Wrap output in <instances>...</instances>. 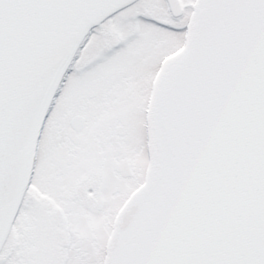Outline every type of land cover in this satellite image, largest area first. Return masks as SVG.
I'll use <instances>...</instances> for the list:
<instances>
[{
    "label": "snow or ice",
    "instance_id": "snow-or-ice-1",
    "mask_svg": "<svg viewBox=\"0 0 264 264\" xmlns=\"http://www.w3.org/2000/svg\"><path fill=\"white\" fill-rule=\"evenodd\" d=\"M0 264H264V0H0Z\"/></svg>",
    "mask_w": 264,
    "mask_h": 264
}]
</instances>
